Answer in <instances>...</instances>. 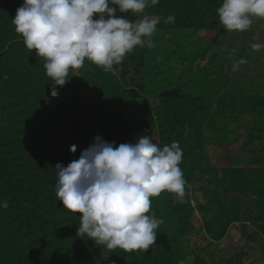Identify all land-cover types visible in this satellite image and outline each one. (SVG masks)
Returning a JSON list of instances; mask_svg holds the SVG:
<instances>
[{
  "label": "trees",
  "instance_id": "obj_1",
  "mask_svg": "<svg viewBox=\"0 0 264 264\" xmlns=\"http://www.w3.org/2000/svg\"><path fill=\"white\" fill-rule=\"evenodd\" d=\"M23 2L0 0V186L7 199L5 221L0 222V264H87L103 251L107 264H254L244 262L254 254L264 260V168L253 167L256 160L228 168L223 188L225 194L253 191L249 210H244L238 199H228L208 187L192 191L206 243L192 248L189 263L176 256L171 240L192 233V216L174 214L173 193L168 191L150 198L148 214L162 223L147 251L106 250L92 238L77 236L80 214L63 207L56 196L58 163L67 166L79 159L96 136L118 146L123 133L131 131L136 141L150 135L161 148L178 142L183 150L179 167L184 172L189 161L184 153L186 124L205 127L217 136L221 131L227 133L236 116L264 113V96H184L176 89H166L160 92L158 104L150 106L145 100L137 102V92L129 89L119 90V104L115 105L113 74L91 62L93 72L70 69L67 82L55 86L58 95L53 97L45 59L26 48L12 22ZM221 5L222 0H159L141 14L125 15L133 22L142 14L161 17L156 29L214 30L219 25L217 9ZM169 14L175 16V23H164ZM127 59L125 55L121 63ZM120 64L113 68L120 70ZM83 82L98 87L100 98L112 107L110 115L79 87ZM121 112L127 119L120 117ZM207 139H197L201 157ZM217 143L221 144V137ZM71 145H76L75 153L69 151ZM233 225L238 237L223 251L216 248V255L209 252V246L220 243ZM4 235L10 237L11 245Z\"/></svg>",
  "mask_w": 264,
  "mask_h": 264
},
{
  "label": "clouds",
  "instance_id": "obj_2",
  "mask_svg": "<svg viewBox=\"0 0 264 264\" xmlns=\"http://www.w3.org/2000/svg\"><path fill=\"white\" fill-rule=\"evenodd\" d=\"M158 3L24 0L12 22L26 48L45 59L46 74L53 82L51 96L56 97L55 86L62 87L70 69L81 68L85 59L112 72L113 65H119L134 47H154L151 37L161 17L144 16L133 22L125 14H141ZM217 14L224 30L245 31L253 18L264 19V0H222ZM164 23H175V16L169 14ZM251 47L259 51L262 45ZM245 62L240 60L233 70ZM76 150V145L69 148L73 153ZM182 158L183 150L176 141L161 148L150 135H144L135 143L115 146L114 141L96 136L79 159L55 166L56 196L63 207L80 214L77 236L92 238L106 250L147 251L162 223L148 214L150 198L163 191L184 195L186 180L179 167Z\"/></svg>",
  "mask_w": 264,
  "mask_h": 264
},
{
  "label": "rangeland",
  "instance_id": "obj_3",
  "mask_svg": "<svg viewBox=\"0 0 264 264\" xmlns=\"http://www.w3.org/2000/svg\"><path fill=\"white\" fill-rule=\"evenodd\" d=\"M112 6V5H110ZM147 14H142V19ZM149 17V16H148ZM150 18V17H149ZM154 47L136 46L127 53L126 62L120 64V70L114 69L112 84L114 103L119 104V90L133 89L137 92V102L145 100L150 106H156L160 92L176 89L180 94H200L218 96L226 95H263L264 96V19L253 18L249 29L245 31H226L223 25L214 30L157 29L151 37ZM262 45L259 51H253L251 45ZM135 57L139 58L138 62ZM240 60L246 61L234 71L233 66ZM91 62L85 59L81 68L74 72H84ZM95 97L97 107L106 115L112 113V107L100 98L97 86L87 82L79 85ZM121 96V95H120ZM128 104V100H124ZM120 117L127 119L121 112ZM229 132H219L218 136L205 127L199 129L189 124L184 126L186 147L184 153L189 158L188 166L183 172L186 180L184 195L173 193L171 203L175 206L177 216H192V233L172 238L171 246L176 256L187 263L192 259L191 250L197 245H204L206 240L198 213L191 200L192 191L200 186L216 190L228 199H238L244 210H249L255 193L225 194L226 171L231 166L244 165L258 161L253 167L264 168V113H246L236 116L229 124ZM200 137L208 138L201 157L196 142ZM221 137V144L217 143ZM121 143H135V135L128 131L121 136ZM201 159L199 160V158ZM201 163L199 164V162ZM6 204L4 187L0 186V222L5 221ZM236 225H233L227 236L218 244L209 246L208 251L216 255V248L223 251L230 240L238 237ZM188 229V225L186 226ZM4 240L11 245L12 240L4 235ZM264 264L263 259L250 255L244 262ZM87 264H107L105 251L97 253Z\"/></svg>",
  "mask_w": 264,
  "mask_h": 264
},
{
  "label": "water",
  "instance_id": "obj_4",
  "mask_svg": "<svg viewBox=\"0 0 264 264\" xmlns=\"http://www.w3.org/2000/svg\"><path fill=\"white\" fill-rule=\"evenodd\" d=\"M3 206L6 207V204H4Z\"/></svg>",
  "mask_w": 264,
  "mask_h": 264
}]
</instances>
